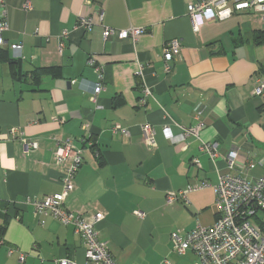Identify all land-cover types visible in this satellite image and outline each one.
<instances>
[{"label": "crops", "instance_id": "obj_1", "mask_svg": "<svg viewBox=\"0 0 264 264\" xmlns=\"http://www.w3.org/2000/svg\"><path fill=\"white\" fill-rule=\"evenodd\" d=\"M31 1L25 10L23 0H0V19L9 22L3 49L14 59L12 45L23 46L20 62L0 61V264L87 262L75 228L37 213L32 202L62 193L71 162L58 164L55 152L68 139L82 149L83 162L65 204L86 217L104 214L95 229L118 264L172 256V238L165 248L161 241L168 221L182 232L212 225L220 175L264 176V99L254 94L264 75L261 13L236 12L195 31L188 5L200 0ZM81 18L91 19L90 29ZM106 27L146 31L137 40L105 38ZM174 39L180 53L166 61L165 45ZM98 82L103 89L94 100ZM144 87L151 94L142 104ZM199 119L200 138L181 140ZM147 123L154 147L144 140ZM202 141L219 143L216 161L200 150ZM230 150H239L241 165L256 166L229 170ZM204 182L210 186L190 192L189 203H167L170 191ZM183 256L198 262L193 252Z\"/></svg>", "mask_w": 264, "mask_h": 264}, {"label": "built area", "instance_id": "obj_2", "mask_svg": "<svg viewBox=\"0 0 264 264\" xmlns=\"http://www.w3.org/2000/svg\"><path fill=\"white\" fill-rule=\"evenodd\" d=\"M3 2V1H2ZM25 10L32 9L31 0H23ZM249 9L261 13L264 20V0H200L197 3L188 5V14L191 18L193 29L198 31L204 21H218L230 18L236 12H243ZM5 13V11H4ZM90 18H81L80 26L90 29L92 26ZM9 29V22L5 18L0 19V48L6 44L4 33ZM145 28L131 27L129 29H115L106 27L105 38L116 36L119 39L131 38L137 40ZM67 33H65V36ZM63 44L61 45V48ZM181 49V42L178 39L166 43L164 48V58L166 61L178 56ZM14 59L23 58L22 44L12 45ZM90 64H94L92 59ZM171 66L166 64V71L169 72ZM101 75V74H100ZM102 77V76H100ZM103 89L102 82H98L94 88L96 100L98 93ZM151 94L148 87H144V96L141 103L144 104L146 98ZM254 94L264 99V75L257 79ZM204 128V123L199 119L194 127L186 128L180 136L181 140L187 137L200 138V131ZM114 131H121L128 134V131L120 125L114 127ZM144 140L149 147L156 145L155 129L151 124L142 126ZM165 132L169 134L170 128L166 127ZM30 146L37 147L33 142ZM202 152L209 154L213 161L220 157L218 142L202 141L200 146ZM239 150H230L226 159L229 170L252 169L256 166L253 160H247L244 164L238 162ZM58 164H64L70 160V165L63 177V191L61 194L49 195L42 199L32 200L36 212L39 214L52 215L63 224L72 225L75 231L82 236L85 241L86 259L85 264H118L109 251L107 244L98 237L95 225L104 217L102 212L86 217L75 213L66 206V198L74 189L75 175L82 165V149L73 144V140L68 139L62 144H57L55 152ZM210 184L204 182L198 186H189L179 192L170 191L166 201L172 204L178 199L189 203L188 194L194 190L207 188ZM215 201L218 209L217 220L209 226L200 223L189 231H177L172 234L173 249L180 255L193 252L198 262L196 264H264V176L253 181L245 176L237 174L220 175L219 182L213 186ZM140 217L144 216L141 211H136ZM4 240L0 238V247ZM25 255L21 253L20 260L23 261ZM56 264H77L68 259L56 261Z\"/></svg>", "mask_w": 264, "mask_h": 264}, {"label": "rangeland", "instance_id": "obj_3", "mask_svg": "<svg viewBox=\"0 0 264 264\" xmlns=\"http://www.w3.org/2000/svg\"><path fill=\"white\" fill-rule=\"evenodd\" d=\"M173 226L172 221L166 222L161 228V241L163 242L162 247L165 248V242L167 238H172V234L178 231V227L171 228ZM171 251L173 253L172 256L164 255L161 259V256L158 254L149 255L147 258H144L143 264H164L166 259L175 263V264H194V260L191 256H183L180 255L177 251L174 252L171 247ZM162 253V252H159Z\"/></svg>", "mask_w": 264, "mask_h": 264}, {"label": "trees", "instance_id": "obj_4", "mask_svg": "<svg viewBox=\"0 0 264 264\" xmlns=\"http://www.w3.org/2000/svg\"><path fill=\"white\" fill-rule=\"evenodd\" d=\"M10 60V62H20V60L13 59L8 55V51L6 49L0 48V61ZM16 75H21L22 78L26 79L28 74H19L18 70H15ZM20 77V78H21Z\"/></svg>", "mask_w": 264, "mask_h": 264}]
</instances>
